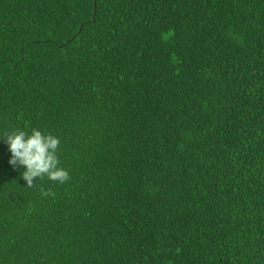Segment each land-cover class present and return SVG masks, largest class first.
<instances>
[{
    "label": "trees",
    "instance_id": "obj_1",
    "mask_svg": "<svg viewBox=\"0 0 264 264\" xmlns=\"http://www.w3.org/2000/svg\"><path fill=\"white\" fill-rule=\"evenodd\" d=\"M33 128L69 179L0 142V264H264V0H0V134Z\"/></svg>",
    "mask_w": 264,
    "mask_h": 264
},
{
    "label": "clouds",
    "instance_id": "obj_2",
    "mask_svg": "<svg viewBox=\"0 0 264 264\" xmlns=\"http://www.w3.org/2000/svg\"><path fill=\"white\" fill-rule=\"evenodd\" d=\"M0 142L7 144L9 165L14 170L17 165L23 169L20 176L27 182V187H33V180L44 176L59 183L69 179L68 171L60 166L58 159L59 137L36 128L30 131L13 129L0 134ZM43 194L50 193L45 191Z\"/></svg>",
    "mask_w": 264,
    "mask_h": 264
}]
</instances>
